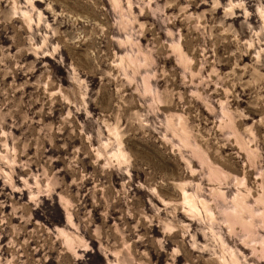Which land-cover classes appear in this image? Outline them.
Wrapping results in <instances>:
<instances>
[{"label":"rangeland","instance_id":"1","mask_svg":"<svg viewBox=\"0 0 264 264\" xmlns=\"http://www.w3.org/2000/svg\"><path fill=\"white\" fill-rule=\"evenodd\" d=\"M0 264H264V0H0Z\"/></svg>","mask_w":264,"mask_h":264},{"label":"bare ground","instance_id":"2","mask_svg":"<svg viewBox=\"0 0 264 264\" xmlns=\"http://www.w3.org/2000/svg\"><path fill=\"white\" fill-rule=\"evenodd\" d=\"M127 154L126 153H122V156L125 157ZM121 157V156H120ZM122 157V158H123ZM125 159V158H124ZM183 195H184V199L187 203H189L193 208L195 207L194 204L192 203L191 199L188 197L187 193L185 191H183ZM195 210V208H194ZM245 214V213H244ZM229 219V218H228ZM234 219V218H233Z\"/></svg>","mask_w":264,"mask_h":264}]
</instances>
